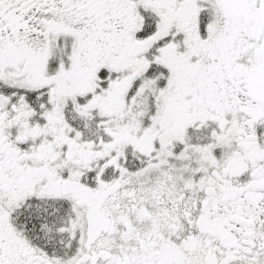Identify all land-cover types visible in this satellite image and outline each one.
Returning <instances> with one entry per match:
<instances>
[{"label":"snow or ice","instance_id":"6c2138e0","mask_svg":"<svg viewBox=\"0 0 264 264\" xmlns=\"http://www.w3.org/2000/svg\"><path fill=\"white\" fill-rule=\"evenodd\" d=\"M0 264H264V0H0Z\"/></svg>","mask_w":264,"mask_h":264}]
</instances>
